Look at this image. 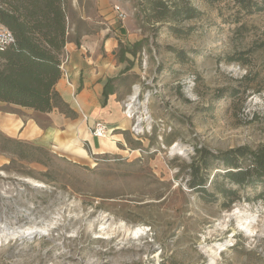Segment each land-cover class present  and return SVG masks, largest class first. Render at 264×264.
Masks as SVG:
<instances>
[{
  "label": "rangeland",
  "instance_id": "1",
  "mask_svg": "<svg viewBox=\"0 0 264 264\" xmlns=\"http://www.w3.org/2000/svg\"><path fill=\"white\" fill-rule=\"evenodd\" d=\"M143 1L69 0L67 13L74 46L104 49L118 40L115 59L127 67L107 91L118 90L121 102L137 89V115L150 116L149 131L134 135L126 119L129 129L118 136L103 122L112 153H97L80 133L65 135L67 118L76 128L87 119L66 75L60 83L70 103L56 114L0 102V116L16 119V132L30 125L43 134L17 143L0 124V264H213L212 257L264 264V200L256 197L264 184L241 189V200L226 208L220 195L208 200L187 183L196 148L217 154L264 143V10L189 0L204 14L172 23L184 30L178 35L171 24L148 21ZM223 185L238 188L219 177ZM238 209L254 217L253 233L228 216ZM50 224L48 237L6 234ZM140 226L147 232L137 235ZM219 246L226 250L217 256L207 251Z\"/></svg>",
  "mask_w": 264,
  "mask_h": 264
},
{
  "label": "trees",
  "instance_id": "2",
  "mask_svg": "<svg viewBox=\"0 0 264 264\" xmlns=\"http://www.w3.org/2000/svg\"><path fill=\"white\" fill-rule=\"evenodd\" d=\"M230 1L250 14L264 10V0ZM68 6L69 0H0V22L15 37L12 46L0 51V102L43 113L64 105L56 85L64 75L61 66L70 42ZM141 6L148 21L171 24L178 35L184 30L172 23L204 14L189 0H145ZM173 51L182 62L188 59L183 52ZM188 175V186L194 192L214 202L220 195L224 207L230 208L241 200V189L264 184V143L255 149L239 146L217 154L196 148ZM219 177L238 188H218ZM256 197L264 200V191Z\"/></svg>",
  "mask_w": 264,
  "mask_h": 264
},
{
  "label": "crops",
  "instance_id": "3",
  "mask_svg": "<svg viewBox=\"0 0 264 264\" xmlns=\"http://www.w3.org/2000/svg\"><path fill=\"white\" fill-rule=\"evenodd\" d=\"M117 38L121 39V36H117ZM108 42H106V47L104 49L101 47L97 48V45L94 47L80 46V48H78L77 46H74L73 43H68L65 49L66 55L68 53L70 56L67 66L68 70L66 71L68 75L66 80L68 81V85L72 88L71 99L72 101L75 98L77 99L81 108L80 112L85 114L87 119H82V122L78 123L76 128L74 127V123L72 124L74 120L67 118L65 120L66 124L63 131H66L65 135L69 136L74 133H80V135L86 137V139L91 142L93 149L97 153H112L115 150L103 146L99 142L100 140L91 134L90 128L95 121L104 122L107 124L108 128L110 127L114 131L117 130L120 133H118V136H123L121 133L125 132L126 129H129V127H124L126 118L123 115V110L121 112V109H123L122 102L125 99L121 102L118 101L119 91L116 89H114L113 92L107 91L110 86L108 81L114 78L116 71L120 72L125 70L127 62H120V60L115 59L118 54V50H115L114 47L118 40L111 38ZM108 46L110 48H108ZM84 48L90 49L91 53H88ZM125 56L128 57V54ZM131 71H134V68L129 69L123 75H127L128 72ZM63 76H65V74ZM62 79L63 77L61 80ZM61 80L56 85V89L60 93L63 103L69 104L70 102L62 93L63 91L60 83ZM105 92H107V94H105ZM70 109H72L71 106ZM58 110L59 109H54L50 112V114H56ZM71 111L72 110H70V113H72ZM6 115L3 117L0 116V124L4 126L3 130L10 137L17 138L20 141L38 140L39 138H42L43 134L39 126L34 128L29 125L28 127L16 132V119H14L11 115ZM60 118L64 119V117ZM14 132L17 134H14ZM86 134H89V136H85ZM67 146L68 143L64 144L62 147Z\"/></svg>",
  "mask_w": 264,
  "mask_h": 264
},
{
  "label": "built area",
  "instance_id": "4",
  "mask_svg": "<svg viewBox=\"0 0 264 264\" xmlns=\"http://www.w3.org/2000/svg\"><path fill=\"white\" fill-rule=\"evenodd\" d=\"M119 17L121 19H126L127 15L125 12L121 11L119 12ZM14 43H15V37L13 33L7 26H5L4 24L0 22V51L4 52ZM64 60H65V57L63 58L61 68L64 71V74L66 75V77H68L67 72L64 69V66H65ZM75 102L77 103V106L80 108L78 101L75 100ZM138 104H139V100L137 99V97L134 98V95H133L130 98L126 99L123 105L124 106L123 114L125 115V118L127 120L132 122L131 131L136 136H140L141 134H144L146 131H149L147 127L149 124L151 125V120H149L150 116L149 118L146 117L144 119L145 121L149 120L146 122V125L143 124L144 120L142 121L140 120V117H138L137 110H136ZM108 131L109 129L107 128L106 124H104L101 121L95 122L90 128V132L96 138H105L108 135Z\"/></svg>",
  "mask_w": 264,
  "mask_h": 264
},
{
  "label": "bare ground",
  "instance_id": "5",
  "mask_svg": "<svg viewBox=\"0 0 264 264\" xmlns=\"http://www.w3.org/2000/svg\"><path fill=\"white\" fill-rule=\"evenodd\" d=\"M139 95L138 90L136 89L135 93H134V98L137 97ZM145 119V118H144ZM143 118H140V120H144ZM85 136H89V134H86ZM109 136H106L105 138H98V140H102L100 141V143L109 148L110 144H107V142L103 141V140H108ZM93 142V141H92ZM84 150V149H83ZM179 150H181L179 148ZM104 153V152H102ZM40 184H38L37 186H39ZM229 217H235L238 220L239 226L242 228V230H245L248 233H253V229L252 227V222H253V216L250 214H246V212H242L241 210H235V212L230 213L228 215ZM53 228L52 224L50 225H45L42 228H38V227H34V228H26V229H20V228H16L13 230H7V235L11 236V237H19V238H36V237H48L51 233V229ZM147 230V229H146ZM145 230L144 227H138L134 232L139 235V234H144L147 231ZM9 231V232H8ZM223 250H226L223 246H219L216 250H213L212 248L207 249V251H209L213 256H217L219 253H221ZM212 263L215 264V260L214 257H212Z\"/></svg>",
  "mask_w": 264,
  "mask_h": 264
}]
</instances>
